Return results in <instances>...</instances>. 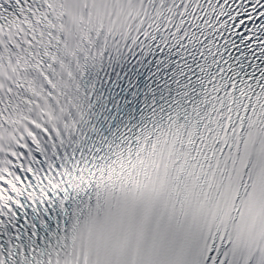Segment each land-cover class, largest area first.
I'll return each instance as SVG.
<instances>
[{"label": "snow or ice", "instance_id": "1", "mask_svg": "<svg viewBox=\"0 0 264 264\" xmlns=\"http://www.w3.org/2000/svg\"><path fill=\"white\" fill-rule=\"evenodd\" d=\"M0 264H264V0H0Z\"/></svg>", "mask_w": 264, "mask_h": 264}]
</instances>
